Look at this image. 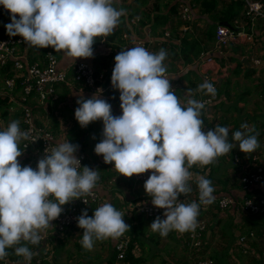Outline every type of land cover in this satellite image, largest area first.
<instances>
[{
  "label": "clouds",
  "instance_id": "9594fccd",
  "mask_svg": "<svg viewBox=\"0 0 264 264\" xmlns=\"http://www.w3.org/2000/svg\"><path fill=\"white\" fill-rule=\"evenodd\" d=\"M113 4L114 0H0L11 13V23L5 25L10 37L21 36L38 49L63 51L75 61L92 58L94 38L109 35L119 24L125 10ZM167 55L164 49L152 53L137 46L114 57L111 84L120 92L122 115L113 116L111 104L99 95L81 97L75 109L81 127L102 120V139L94 151L106 164L114 163V169L129 178L151 170L144 188L152 204L165 210V218L157 216L148 228L162 237L195 230L200 206L215 200L212 181L200 176L199 202H181L179 197L192 191L189 169L212 164L236 147L228 139L229 126L216 124L204 131L205 102L188 98L186 105L180 103L165 75ZM196 91L216 94L207 80ZM258 136L254 126L242 123L232 140L247 154L259 147ZM29 138L19 121L0 131V260L11 248L28 264L34 253L27 245H38L40 230L61 215L64 205L90 193L99 180L98 169L81 170L75 155L79 146L69 141L45 149L37 169L22 166L19 144ZM77 221L86 250L93 248L94 240L116 239L130 229L123 213L110 203L95 208L91 217L83 210Z\"/></svg>",
  "mask_w": 264,
  "mask_h": 264
},
{
  "label": "crops",
  "instance_id": "0c3cea01",
  "mask_svg": "<svg viewBox=\"0 0 264 264\" xmlns=\"http://www.w3.org/2000/svg\"><path fill=\"white\" fill-rule=\"evenodd\" d=\"M180 1L188 0H160L161 8L159 12H156L157 14H151L149 25L144 21H139V25L137 21L135 24H133L134 21H130L131 23L128 21L130 13L136 12L140 6L138 3L142 0H129L127 6L117 3L116 8L124 9L125 15L120 18L113 32L106 36L107 40H103V44L93 49V57L79 58L75 61L74 58H68L61 51L59 69L70 74L77 62L84 61L93 66L97 73L107 72L115 65L114 57L121 50L133 47L131 41L140 39L148 44L149 52L156 53L160 49L167 51L168 55L163 63L179 87L176 96L181 104L186 105L188 98H197L195 87L201 73L197 63L194 64L192 61L186 63L181 59L179 40L174 39V28L171 29L168 20L166 25L161 26L170 5ZM127 9L130 11L127 12ZM145 10L143 8V11L139 10V12ZM195 13L197 18L200 17L198 12ZM205 18L207 17L201 16L204 25L208 21ZM156 22L158 26L154 27L153 24ZM175 25L179 30L181 29L176 22ZM123 26H126L128 31L125 32ZM163 29L170 30L172 35L166 39L162 34ZM188 31L190 30L183 33ZM258 43L264 49V42ZM243 51L245 55L240 58L239 56L234 57L232 61L226 60L225 57L229 53L228 48L220 49L221 55H214L217 62L222 63L218 62L219 66L228 64L230 68L226 76H217L220 101L206 113L208 118L205 120L206 132L214 128L216 124L229 126L228 139L236 143L232 151L218 157L211 164L207 179L212 181L215 198L222 193H227L236 199H241L244 195L240 189V177L243 170L233 165L232 156L234 154L240 157V166L248 162L252 153L259 154L261 160H264V66L254 67L249 59L244 62L247 56L245 47ZM189 90H192L191 94ZM81 97L89 98L85 95H78L74 89L63 85L58 86L55 99L48 101L43 107H36L38 123L47 125L56 134L59 144L69 141L73 145H78L77 152L83 151L87 156L84 166L99 170V180L96 185L99 198L93 204L88 216H93L95 208L104 203H110L121 211L125 223L130 227L122 236L130 240L128 250L133 259H139L138 264H190L198 256L208 257L213 264H264V252L260 247V240L264 238V217L250 216L232 208L219 209L215 200L211 204L200 206L198 217L206 219V230L203 234V249L198 253L190 252L185 247V233L171 231L166 237H162L148 228L155 218H146L136 213L134 207L143 200L151 202L152 197L137 186L134 175L131 178L120 175L114 169V163L106 164L103 156L95 153V145L102 139V134L98 137V133L95 134V132L99 126L103 125V122L102 120L94 121L87 127L80 126L75 118V109L79 107L77 100ZM105 100L111 104L113 116L122 115V109L113 97ZM8 107L7 103L0 101V131L4 130L10 122L18 121V113H10ZM201 114L203 115L204 112L202 111ZM242 123H247L250 127L254 126L259 133V147L247 154L240 151L238 142L232 140V133L240 130ZM18 160L22 165L37 169L40 159L31 157L28 152H22ZM192 175L195 174L192 173ZM197 177L195 175V178ZM195 181L192 176L189 181L192 191L184 196L187 203L199 202ZM251 193L263 194L264 183L252 186ZM164 211L163 209L161 219L165 218ZM249 233H252V236L245 244L238 243L240 235ZM40 235L43 238L38 245H27L34 253L30 264L34 262L35 257H38L39 262V256H42V259L49 264H109L115 254L114 246L117 238L94 240L93 248L86 250L81 244L83 229L79 228L78 224L63 234H58L52 222L47 229L40 230ZM10 250L11 254L17 257L15 264H28L22 256L14 254V249ZM56 250L57 253L54 255Z\"/></svg>",
  "mask_w": 264,
  "mask_h": 264
},
{
  "label": "built area",
  "instance_id": "2783aa9c",
  "mask_svg": "<svg viewBox=\"0 0 264 264\" xmlns=\"http://www.w3.org/2000/svg\"><path fill=\"white\" fill-rule=\"evenodd\" d=\"M223 1H237L240 3L239 17L235 20L233 27L219 24L216 27L213 46L208 51L202 52L193 61L194 64L197 63L201 73L200 79L195 87V94L197 100L205 102V107L202 110L204 114H201L205 132L206 122L204 121L208 119L206 113L220 101L217 76H226L230 68L228 64L219 66V61L217 62L214 55H221L219 53L220 49L228 48L233 43H241L247 51L245 59H249L254 67L264 66V58L260 56L259 49L261 47L258 43L260 41L264 42V0ZM10 17L11 13L8 10L3 14L0 13V101H4L9 105L8 111L10 113H18L21 130L30 133L28 140H21L19 149L22 152H28L31 157L42 159L45 155V149H51V147L58 145L59 142L56 134L47 125L38 123L36 107H43L48 101L55 99L58 86L63 85L74 89L78 95H85L89 98H92L94 95H99L102 99L113 97L119 107L121 105L119 99L120 92L114 89L111 84L113 68L107 72L97 73L89 63L79 61L75 64L71 73L68 74L66 71L59 69V59L51 51H46L42 54L37 52L33 56H30L28 45L25 43L23 37H10L7 34L5 25L11 23ZM17 18L19 19V16ZM198 18L200 21H197L196 25L203 26L201 17ZM196 19L195 8L191 0L179 2L177 5V25L181 27L180 30L182 32L190 30L192 22ZM162 34L167 39L172 35V32L163 29ZM103 43L102 39L100 44ZM131 44L133 47H144L149 51L148 44L140 39L131 41ZM165 75L170 79L172 91L176 95L179 90L178 85L173 80L169 71H166ZM205 80L214 85L216 89L214 96L205 94V92L196 91L198 85ZM75 155L81 161L82 170L87 158L86 153L78 151ZM232 160L233 165L241 167L243 170L240 177V189L244 195L241 199L233 198L228 194L218 195L215 198L216 206L219 209L232 208L245 214H260L264 217V193H251L252 186L264 183V167L260 155L252 153L248 162L241 166V159L238 155L234 154ZM194 167L199 170L203 168V166L198 164L192 168ZM189 171L191 173L194 172L192 169ZM150 175L151 170L144 174L134 175L135 183L141 190L145 191L144 183ZM196 194L198 196V188H196ZM98 198L95 186L90 193L80 197L82 200L77 199L68 203L63 208L64 210L61 215L52 221L55 232L63 234L66 230L75 227L78 224L77 217L82 215L83 210H87L89 214L93 204L98 201ZM179 198L181 202L187 204L184 195ZM134 211L146 218L153 219L157 216L162 217L163 209L157 208L151 202L143 200L134 207ZM197 222L198 226L195 230L184 232V245L193 253H198L203 249V234L206 230L205 218L197 217ZM251 236L252 233L240 235L238 243L245 244ZM41 237L43 238L42 235ZM129 245L130 240L127 237L120 236L117 238L114 246L117 260L124 259ZM260 247L264 252V238L260 240ZM15 263L16 261L10 260L7 256L3 260H0V264ZM190 264H213V262L208 257L198 256Z\"/></svg>",
  "mask_w": 264,
  "mask_h": 264
},
{
  "label": "trees",
  "instance_id": "16d2710c",
  "mask_svg": "<svg viewBox=\"0 0 264 264\" xmlns=\"http://www.w3.org/2000/svg\"><path fill=\"white\" fill-rule=\"evenodd\" d=\"M181 2V1H180ZM195 12H198V14L205 15L210 22L209 24H205L202 27H198L199 25H196L199 18H197L195 21H193V26L191 27L190 31L187 33H183L181 30L177 28L175 25L174 18L177 16V5L179 2H176L174 4H171L168 10V14L164 18V23L161 24V26L166 25L167 20L169 22V25H171V28H174L173 36L174 39L179 40V47H180V56L181 59L188 63L193 62L196 60L199 55H201L202 52H205L209 50L213 46V39L215 36L216 27L223 23L227 22L229 26L234 25L235 20L239 17V11H240V3L237 1H231V2H224L223 0H191ZM151 9H146L144 14L146 15V20H151V14L160 10L161 5L159 4L158 0H154L152 3ZM167 6V5H165ZM0 13H5L7 10L0 5ZM134 15H130L131 17H134ZM150 17V18H149ZM154 19V18H153ZM177 23V22H176ZM154 27L158 26V23L153 24ZM125 32L128 31V28L123 26ZM113 38V37H110ZM95 43L93 44V49L96 48L103 40H107L106 36L102 37H96ZM244 45L241 43H233L231 44L228 49L229 53L226 57V60L229 59V61H232L234 57L239 56V58L243 55H245L243 51ZM29 54L30 56H33L35 53H45L46 51L53 52L59 59V56L61 54V51H55L52 47L38 49L36 47L28 46ZM248 60V59H247ZM240 63V61H239ZM115 64V60H114ZM114 68V67H113ZM6 113V112H5ZM262 164L264 165V162L262 161ZM210 168L211 164L203 166L202 170H199L198 168H190L192 169L195 175L198 177L203 176L205 178H208L210 174ZM189 169V170H190ZM195 175H192L194 177V181L197 187V178H195ZM264 175V171H263ZM227 194V193H222ZM229 195V194H228ZM11 249V248H10ZM6 249V251L9 253L7 257L12 261H17V257L13 256L11 254V250ZM57 253V250L54 251V255ZM39 262L37 263L38 257H35L34 262L32 264H49L46 260L42 259V256H39ZM139 259H133L132 256L128 252L126 253V256L122 260H117L116 255L111 258L109 261V264H138Z\"/></svg>",
  "mask_w": 264,
  "mask_h": 264
},
{
  "label": "rangeland",
  "instance_id": "374dc122",
  "mask_svg": "<svg viewBox=\"0 0 264 264\" xmlns=\"http://www.w3.org/2000/svg\"><path fill=\"white\" fill-rule=\"evenodd\" d=\"M129 0H114V4H113V6L114 7H116V4L117 3H123L124 4V6H127L128 4H127V2H128ZM151 1H154V0H142V2L141 3H138V5H140L139 7H138V9L136 10V12H133L132 14L130 13V15H134L135 13H136V15L134 16V17H131L130 15H129V19H128V21H129V23H131L130 21H134L133 22V24H135L136 23V21H137V24L139 25V21H144V22H146L148 25H149V21H147L146 20V15L144 14L145 12H139V10L140 11H143V8H145V9H151V7H152V5H151ZM159 2H160V0H158ZM169 2H171V1H169ZM161 3H163V2H161ZM160 4V3H159ZM130 11V9H127V12H129ZM154 13V12H153ZM152 13V14H153ZM157 14V13H156ZM199 16L201 17H203V16H205V15H203V14H199ZM205 20H206V18H205ZM162 21V20H161ZM174 21H176L177 22V16L174 18ZM210 22L209 21H207V23L206 24H209ZM192 24H193V22H192ZM196 24V23H195ZM203 25H204V22H203ZM193 25H191V27H192ZM190 27V28H191ZM124 34H126V33H124ZM126 36H128L127 34H126ZM259 53H260V56L261 57H263L264 58V49H262V48H260L259 49ZM218 88H219V82H218ZM102 130H103V125H101V127L99 126V128L96 130V132H95V134L96 133H98V137L102 134ZM233 161V160H232ZM263 162H264V160H262ZM263 165V164H262ZM250 216H254V217H263L262 215H250Z\"/></svg>",
  "mask_w": 264,
  "mask_h": 264
},
{
  "label": "water",
  "instance_id": "95a60500",
  "mask_svg": "<svg viewBox=\"0 0 264 264\" xmlns=\"http://www.w3.org/2000/svg\"><path fill=\"white\" fill-rule=\"evenodd\" d=\"M221 25H224V26H228L229 27V24L227 22H223L221 23ZM246 59H244V62H245Z\"/></svg>",
  "mask_w": 264,
  "mask_h": 264
}]
</instances>
